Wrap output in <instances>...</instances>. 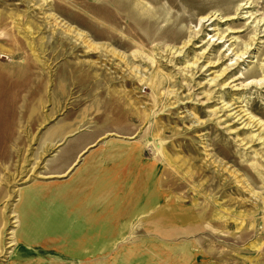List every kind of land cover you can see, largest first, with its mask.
<instances>
[{
	"label": "rangeland",
	"instance_id": "rangeland-1",
	"mask_svg": "<svg viewBox=\"0 0 264 264\" xmlns=\"http://www.w3.org/2000/svg\"><path fill=\"white\" fill-rule=\"evenodd\" d=\"M263 20L0 0V264H264Z\"/></svg>",
	"mask_w": 264,
	"mask_h": 264
},
{
	"label": "crops",
	"instance_id": "crops-1",
	"mask_svg": "<svg viewBox=\"0 0 264 264\" xmlns=\"http://www.w3.org/2000/svg\"><path fill=\"white\" fill-rule=\"evenodd\" d=\"M93 144H91V146H92ZM95 145V144H94ZM110 145H112V144H110ZM94 147V146H93ZM87 150V151H86ZM90 148H88V149H85L82 153V155L80 156V159L77 161V163L78 164H80L81 163V161H82V159L90 152ZM86 151V152H85ZM107 153H109L108 151H103L101 154H106V156H108V157H110L109 155H107ZM123 154V153H122ZM124 157L127 159L128 158V156H122L121 155V160H124ZM111 158V157H110ZM77 164V165H78ZM92 164H94V163H91V165ZM90 165V166H91ZM89 165L87 166V168L88 167H90ZM87 168L85 169V171L87 170ZM83 172V175H80V176H78L75 180H72L71 182H68V183H66V184H62V191H59L60 193H59V195H60V197H62L61 198V200L59 199V203H62V204H68L69 202H70V200L72 201V200H74V199H78V200H80L81 198H79V197H77V194H79V195H84V192H86V189H85V186H84V188H82V185H84L85 184V173L86 172ZM86 178H88V177H86ZM94 183H95V181H94ZM94 185V184H93ZM77 190H79V193H76L77 192ZM88 190H90V189H88ZM90 194V193H89ZM94 194H98L97 192H96V190H94ZM64 197H66V199L64 198ZM84 199H85V196H84ZM60 201H62V202H60ZM87 201V200H86ZM78 203H80V202H78ZM81 204V203H80Z\"/></svg>",
	"mask_w": 264,
	"mask_h": 264
},
{
	"label": "bare ground",
	"instance_id": "bare-ground-1",
	"mask_svg": "<svg viewBox=\"0 0 264 264\" xmlns=\"http://www.w3.org/2000/svg\"><path fill=\"white\" fill-rule=\"evenodd\" d=\"M241 4V3H240ZM240 4H237V6L239 5V7L238 8H236V10L239 12H241V10L240 9H242L243 7H240ZM246 6V5H245ZM235 9V8H234ZM247 11H245V13H246ZM246 15V14H245ZM235 15H233L232 17H234ZM237 16V15H236ZM253 16V15H252ZM251 16V17H252ZM230 17V16H229ZM254 17V16H253ZM255 17H257V16H255ZM254 17V18H255ZM263 19V16H261L260 18H258V22L260 21V20H262ZM253 20V19H252ZM263 22H264V20H263ZM261 26V25H260ZM260 26L258 27V23L254 26V27H252L253 29H254V36L256 37L257 36V38H262V37H264V29H260ZM263 26V25H262ZM262 28V27H261ZM68 29H70V28H68ZM230 32H233V30L231 31L230 30ZM258 35H261L260 37H258ZM262 42V41H261ZM264 59V58H263ZM264 69V68H263ZM233 81V80H232ZM260 84V83H259ZM235 113V112H234ZM254 122V121H253Z\"/></svg>",
	"mask_w": 264,
	"mask_h": 264
},
{
	"label": "water",
	"instance_id": "water-1",
	"mask_svg": "<svg viewBox=\"0 0 264 264\" xmlns=\"http://www.w3.org/2000/svg\"><path fill=\"white\" fill-rule=\"evenodd\" d=\"M94 146H95V145H94ZM86 151H87V150H86ZM86 151H85V152H86Z\"/></svg>",
	"mask_w": 264,
	"mask_h": 264
}]
</instances>
